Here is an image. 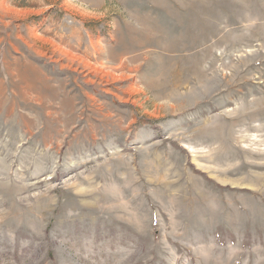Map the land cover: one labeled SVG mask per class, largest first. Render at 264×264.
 Listing matches in <instances>:
<instances>
[{"label":"rangeland","instance_id":"obj_1","mask_svg":"<svg viewBox=\"0 0 264 264\" xmlns=\"http://www.w3.org/2000/svg\"><path fill=\"white\" fill-rule=\"evenodd\" d=\"M0 264H264V0H0Z\"/></svg>","mask_w":264,"mask_h":264}]
</instances>
